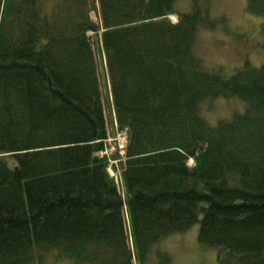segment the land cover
I'll return each instance as SVG.
<instances>
[{
  "label": "trees",
  "instance_id": "1",
  "mask_svg": "<svg viewBox=\"0 0 264 264\" xmlns=\"http://www.w3.org/2000/svg\"><path fill=\"white\" fill-rule=\"evenodd\" d=\"M209 1L0 0V264H175L155 246L196 222L264 264V63L205 65Z\"/></svg>",
  "mask_w": 264,
  "mask_h": 264
},
{
  "label": "rangeland",
  "instance_id": "2",
  "mask_svg": "<svg viewBox=\"0 0 264 264\" xmlns=\"http://www.w3.org/2000/svg\"><path fill=\"white\" fill-rule=\"evenodd\" d=\"M208 3L214 26H204L199 32L196 49L205 65L230 73L245 61L252 65L264 63V20L249 10L247 0H210ZM96 4L98 8V2ZM180 8L185 11L190 6L183 1ZM91 17L99 22L98 10H92ZM170 17L174 21L178 20L177 14ZM242 106L243 103L239 100L218 99L208 109L207 117L215 124L219 118L228 117L233 109H241ZM124 136L119 133L116 139L113 136L109 138L108 143L112 146L110 152ZM110 171L115 177H120L122 170L119 168ZM118 183L122 186V182ZM199 226L200 223L196 222L183 232L164 237L155 246L156 249L163 248L168 253L171 252L177 262L175 264H218V247L199 241ZM48 264H71V260L60 256L51 258Z\"/></svg>",
  "mask_w": 264,
  "mask_h": 264
},
{
  "label": "built area",
  "instance_id": "3",
  "mask_svg": "<svg viewBox=\"0 0 264 264\" xmlns=\"http://www.w3.org/2000/svg\"><path fill=\"white\" fill-rule=\"evenodd\" d=\"M122 135H125V134H122ZM117 145H119V147H120V154L124 155L125 145H126V135L123 138H121L120 143Z\"/></svg>",
  "mask_w": 264,
  "mask_h": 264
},
{
  "label": "bare ground",
  "instance_id": "4",
  "mask_svg": "<svg viewBox=\"0 0 264 264\" xmlns=\"http://www.w3.org/2000/svg\"><path fill=\"white\" fill-rule=\"evenodd\" d=\"M125 154V153H124Z\"/></svg>",
  "mask_w": 264,
  "mask_h": 264
}]
</instances>
